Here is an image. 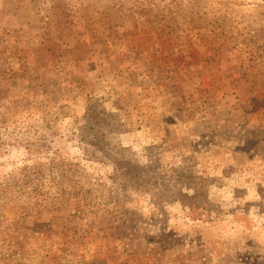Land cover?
<instances>
[{
    "label": "rangeland",
    "instance_id": "obj_1",
    "mask_svg": "<svg viewBox=\"0 0 264 264\" xmlns=\"http://www.w3.org/2000/svg\"><path fill=\"white\" fill-rule=\"evenodd\" d=\"M0 264H264V0H0Z\"/></svg>",
    "mask_w": 264,
    "mask_h": 264
}]
</instances>
